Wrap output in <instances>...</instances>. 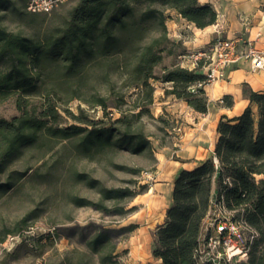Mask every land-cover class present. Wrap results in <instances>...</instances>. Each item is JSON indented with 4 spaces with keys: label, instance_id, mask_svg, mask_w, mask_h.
Masks as SVG:
<instances>
[{
    "label": "trees",
    "instance_id": "trees-1",
    "mask_svg": "<svg viewBox=\"0 0 264 264\" xmlns=\"http://www.w3.org/2000/svg\"><path fill=\"white\" fill-rule=\"evenodd\" d=\"M27 0H0V104L13 100L15 114L0 116V197L27 180L48 175L47 163L37 168H12L27 153L41 156L57 143H68L82 160L95 161L107 152L154 157L145 133V120L164 122L151 112L155 83L165 96L184 102L197 113H205L208 102L205 79L195 69L180 66L185 53L180 40L169 37L166 21L174 13L196 29L216 21V12L198 0H75L61 16L25 11ZM7 15L23 23L25 30L13 32L2 23ZM242 94L249 105L233 120L220 119L213 156L192 170H181L173 181L171 204L164 221L152 232L151 256L159 264H213L199 262L196 249L201 227L214 202H221L234 219H242L257 232L245 261L231 264H264V93L246 85ZM78 99L89 108H99L94 120L78 107L71 113L64 106ZM224 105L230 106L229 96ZM112 110L118 112L113 117ZM70 124H63L64 118ZM131 176L142 169L117 165ZM49 170V169H48ZM73 180L93 188L96 201L71 196L78 207L123 215L120 202L147 190L146 184L129 180L128 185L104 187L86 173L74 172ZM29 215L3 234H16L27 227ZM100 228L85 242L98 264H124L117 259L116 238L132 232ZM75 264H85L78 260ZM230 264V263H221Z\"/></svg>",
    "mask_w": 264,
    "mask_h": 264
},
{
    "label": "rangeland",
    "instance_id": "rangeland-1",
    "mask_svg": "<svg viewBox=\"0 0 264 264\" xmlns=\"http://www.w3.org/2000/svg\"><path fill=\"white\" fill-rule=\"evenodd\" d=\"M74 3L75 0H69L58 6L53 10L55 17L64 14ZM167 14L171 16L166 21L169 24L173 13ZM2 23L13 32L25 30L23 23L9 15L3 18ZM155 84L151 112L154 118L162 116L165 123L156 119L145 120V133L154 155L158 153L159 145L168 147L169 151L174 150L173 143L178 139L176 134L181 133L185 124L183 120L187 115L184 107L165 96L161 91L162 87ZM64 107L73 114L77 113L78 107L83 108L94 120L102 117L99 108H89L78 99H72ZM111 112L113 117L118 116L116 110ZM13 114V100L0 104V116L9 118ZM71 122L65 117L63 124ZM43 152L42 156L37 153L25 154L12 168L34 169L45 162L47 165L41 171L45 172L47 169L48 175L42 179L27 180L32 172L29 170L12 190L0 197V239L5 232L14 228L17 221L29 215L25 229L16 234H7L0 241V264H75L80 259L85 264H98L97 256L89 252L85 242L97 229L121 228L130 224H136L137 227L132 232L119 233L116 238L117 259L124 264H159L151 256V245L154 226L160 221V211L153 214L147 212L144 197L137 196L120 202L126 210L134 207L123 215L100 212L90 206L78 207L70 201L71 196L90 201L98 199L95 189L73 180L74 172L86 173L108 188L126 186L129 180L145 184V180L151 181L156 166L155 156L149 158L144 154L129 155L124 151H116L107 152L95 161H87L76 156L70 144L64 142L57 143L52 150L44 149ZM117 165L138 167L142 172L138 176H131L121 171ZM261 178L264 175L256 177L257 180ZM231 212L233 216L236 214L235 211ZM209 222L210 217L206 216L201 229L209 226Z\"/></svg>",
    "mask_w": 264,
    "mask_h": 264
},
{
    "label": "crops",
    "instance_id": "crops-1",
    "mask_svg": "<svg viewBox=\"0 0 264 264\" xmlns=\"http://www.w3.org/2000/svg\"><path fill=\"white\" fill-rule=\"evenodd\" d=\"M198 1L211 5L215 10L214 24L204 29H196L174 13L169 24L166 23L169 37L180 40L185 52L205 47L216 37L237 38L236 51L239 54L244 52L247 42L257 49L264 47V0ZM223 71L222 78L203 87L208 102V109L203 114L169 96L185 108V124L181 133L176 134L178 139L173 143V151L159 145L158 153L154 155L156 166L152 173L153 179L145 180L147 190L137 195L144 197L147 212L153 214L160 211V221L155 228L164 221L165 211L171 204L173 181L178 173L181 170H192L211 158L217 141L216 127L219 120H233L249 105L248 100L243 97L242 86L246 85L254 92L264 93V70L252 72L248 61L240 59L225 67ZM198 72L204 74L205 71L200 67ZM224 96L230 97V106L224 105ZM211 195L213 201L215 184L212 186Z\"/></svg>",
    "mask_w": 264,
    "mask_h": 264
},
{
    "label": "built area",
    "instance_id": "built-area-1",
    "mask_svg": "<svg viewBox=\"0 0 264 264\" xmlns=\"http://www.w3.org/2000/svg\"><path fill=\"white\" fill-rule=\"evenodd\" d=\"M69 0H27L25 10L29 13H50ZM237 38L216 37L196 52L179 56L182 67L195 69L201 62L205 79L197 84L204 87L224 76L223 69L240 59L249 62L252 72L264 70V47L255 48L247 42L242 53L236 51ZM207 213L209 226L201 229L196 255L199 262L213 264L242 261L247 257L251 243L257 236L254 228L242 219H234L221 202H212ZM213 209V210H212Z\"/></svg>",
    "mask_w": 264,
    "mask_h": 264
}]
</instances>
